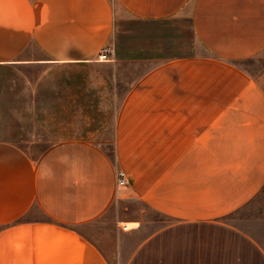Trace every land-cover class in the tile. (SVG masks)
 Instances as JSON below:
<instances>
[{
	"label": "crops",
	"instance_id": "crops-1",
	"mask_svg": "<svg viewBox=\"0 0 264 264\" xmlns=\"http://www.w3.org/2000/svg\"><path fill=\"white\" fill-rule=\"evenodd\" d=\"M260 197L264 0H0V264H264Z\"/></svg>",
	"mask_w": 264,
	"mask_h": 264
},
{
	"label": "rangeland",
	"instance_id": "rangeland-1",
	"mask_svg": "<svg viewBox=\"0 0 264 264\" xmlns=\"http://www.w3.org/2000/svg\"><path fill=\"white\" fill-rule=\"evenodd\" d=\"M261 61L263 62V60L261 59ZM258 61H249L245 63V66H251L253 64H257ZM110 153H112V151H110ZM132 208L135 210H140L142 208V204L139 202H134L132 204ZM255 215L256 217H260L263 218L264 217V198L260 197L257 201H256V207H255ZM149 217H155V214H149ZM107 221L111 222L110 220L107 219ZM110 225L111 223H100L98 225H96L97 227H95L93 229V231H89V236L93 241H96L99 244H102L104 242L103 237L105 236V233H107L110 229Z\"/></svg>",
	"mask_w": 264,
	"mask_h": 264
},
{
	"label": "built area",
	"instance_id": "built-area-1",
	"mask_svg": "<svg viewBox=\"0 0 264 264\" xmlns=\"http://www.w3.org/2000/svg\"><path fill=\"white\" fill-rule=\"evenodd\" d=\"M110 52V48L109 47H105L103 52L100 55V59L101 60H109L111 57L109 55ZM118 183L119 185H126L127 184V176L126 173L123 171H119L118 172ZM123 230H129V228L127 226L122 225Z\"/></svg>",
	"mask_w": 264,
	"mask_h": 264
},
{
	"label": "bare ground",
	"instance_id": "bare-ground-1",
	"mask_svg": "<svg viewBox=\"0 0 264 264\" xmlns=\"http://www.w3.org/2000/svg\"><path fill=\"white\" fill-rule=\"evenodd\" d=\"M123 225L127 226L128 228H132V227H135L137 224L136 223H125Z\"/></svg>",
	"mask_w": 264,
	"mask_h": 264
}]
</instances>
